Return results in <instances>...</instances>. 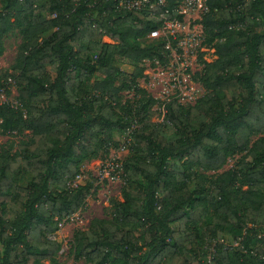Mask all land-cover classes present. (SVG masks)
Returning <instances> with one entry per match:
<instances>
[{"label": "trees", "instance_id": "16d2710c", "mask_svg": "<svg viewBox=\"0 0 264 264\" xmlns=\"http://www.w3.org/2000/svg\"><path fill=\"white\" fill-rule=\"evenodd\" d=\"M3 1L0 57L14 24L23 41L5 75L20 106L0 104V133L30 135L19 152L0 153V264H58L61 244L50 237L93 188L69 184L135 124L122 201L112 203V220L75 234V257L264 264V0H209L202 27L217 59L197 75L206 94L193 106L165 103L161 124L157 101L137 83L145 60L167 61L165 43L141 44L159 28L149 15L119 12L114 0ZM117 56L136 73H124ZM238 155L209 192L205 172Z\"/></svg>", "mask_w": 264, "mask_h": 264}, {"label": "rangeland", "instance_id": "374dc122", "mask_svg": "<svg viewBox=\"0 0 264 264\" xmlns=\"http://www.w3.org/2000/svg\"><path fill=\"white\" fill-rule=\"evenodd\" d=\"M4 1L0 0V12ZM186 34L199 33L203 36L202 41L197 45H186V50L180 48L178 41H170L169 46L171 55L166 62L160 60L151 61L145 60L139 65L143 69V74L137 79L140 89L146 91L151 98L155 99L153 111H155V122L161 124L165 118L164 104L176 98L183 106H193L195 103L206 94V90L198 81L197 75L202 73L206 68V64L214 62L217 57L214 55L206 43V36L203 32V27L193 26L186 24L184 27ZM23 27L13 25L12 29L4 35V53L0 57V83L6 82V86L0 91V104H9L14 108H18L19 89L15 83L5 78L6 74L12 71L16 63V58L20 46L23 41ZM163 38L149 39L147 43L141 41L142 45L153 42H163ZM105 42H110L105 38ZM173 42V43H171ZM179 50L183 51L179 54ZM117 64L119 68L128 75L136 73L135 66L122 56H117ZM94 80H92L93 82ZM122 102L127 100L133 101L135 92L126 91L122 94ZM190 97L192 102L190 103ZM140 96L136 97L139 99ZM29 132L24 134H12L3 136L0 133V153L2 151L15 154L19 152L21 143L28 139ZM261 137V136H260ZM260 137L255 136L252 142ZM114 141L118 146L112 145L108 154H101L97 159L83 163L81 172L77 182L70 183L71 188H76L78 185H86L90 183L93 185L89 195V201L82 207L75 215L61 221L58 226V231L50 238L61 244V251L57 255L58 264H85L84 260H79L75 257L72 244L74 236L78 232L87 231L91 224L95 221H110L113 218V205L114 201H122V191L125 187V177L121 176L119 181L110 182L100 175L102 165L109 159H115L118 163L122 164L130 155V142L126 134L116 132ZM126 145V147H125ZM125 147V149H124ZM241 155L228 160L226 165L219 171L205 172L203 178L207 180L206 187L209 192L213 189V183L217 176L224 172L233 171L239 161ZM124 170V169H123ZM27 181V180H26ZM196 184H192L191 189H194ZM210 258L204 260L208 264Z\"/></svg>", "mask_w": 264, "mask_h": 264}, {"label": "built area", "instance_id": "2783aa9c", "mask_svg": "<svg viewBox=\"0 0 264 264\" xmlns=\"http://www.w3.org/2000/svg\"><path fill=\"white\" fill-rule=\"evenodd\" d=\"M116 3L117 11L119 12H139L146 13L158 25V29H154L149 39L155 40L163 38L165 43V50L168 51L166 59L171 55L169 46L170 41H178L180 48L186 50V45H197L202 41L203 36L199 33L186 34V24L193 26H202L203 19L210 13L209 0H114ZM204 32V31H203ZM173 43V42H171ZM179 50V54H181ZM171 100H177L172 98ZM169 100V101H171ZM192 98L190 97V103ZM168 101V102H169ZM179 103V101L177 100ZM167 103V102H166ZM180 104V103H179ZM137 125L126 133L128 142L131 144L130 135ZM126 147V145H125ZM124 147V149H125ZM124 175L122 164L118 163L115 159L107 160L101 168L100 175L110 182L119 181L121 176ZM79 177V176H78ZM77 177V178H78ZM77 180V179H76ZM74 181V184L77 181ZM78 184L75 186L77 187ZM61 225V223L59 224ZM54 240V238H51Z\"/></svg>", "mask_w": 264, "mask_h": 264}]
</instances>
